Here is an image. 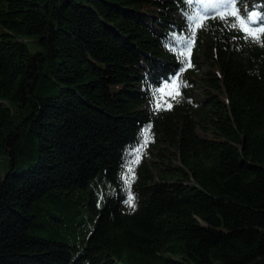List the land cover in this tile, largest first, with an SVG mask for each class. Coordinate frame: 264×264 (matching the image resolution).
I'll return each instance as SVG.
<instances>
[{
	"label": "trees",
	"instance_id": "trees-1",
	"mask_svg": "<svg viewBox=\"0 0 264 264\" xmlns=\"http://www.w3.org/2000/svg\"><path fill=\"white\" fill-rule=\"evenodd\" d=\"M205 2L0 0V264H264V46Z\"/></svg>",
	"mask_w": 264,
	"mask_h": 264
},
{
	"label": "snow or ice",
	"instance_id": "snow-or-ice-1",
	"mask_svg": "<svg viewBox=\"0 0 264 264\" xmlns=\"http://www.w3.org/2000/svg\"><path fill=\"white\" fill-rule=\"evenodd\" d=\"M237 0H206L205 3L202 4V7L206 10L212 9L215 10L216 17L220 19H225L226 16H234L235 21L230 24L232 28H239L241 31L246 33L245 39H251L253 42L261 43V46H264V42L261 41V35H264V13H260L257 11H251L246 13L245 16L241 17L239 10L236 8ZM215 18V17H213ZM186 19L190 23V27L192 28V39L187 42V49L191 50L195 42V33L196 30L200 27L204 26V21L208 19L207 15H188ZM183 54V53H182ZM187 66H191L188 64ZM184 69H181L183 71ZM176 82L173 81V84ZM167 87V85H166ZM179 85H177V88ZM161 105L157 103L156 108L159 110ZM171 107V105H169ZM147 132L145 133V145L147 144ZM139 151V150H138ZM138 158L133 163H138ZM129 175L126 179V183L129 185L131 184V180L134 178L132 172V168L130 167ZM126 203L129 207L134 208V197L129 192L128 199Z\"/></svg>",
	"mask_w": 264,
	"mask_h": 264
},
{
	"label": "rangeland",
	"instance_id": "rangeland-1",
	"mask_svg": "<svg viewBox=\"0 0 264 264\" xmlns=\"http://www.w3.org/2000/svg\"><path fill=\"white\" fill-rule=\"evenodd\" d=\"M242 2H246L248 5H251L252 2H253V0H242ZM240 8H241V9H239V10L242 11V8H243V5H242V4H241V7H240ZM243 10H244V9H243ZM26 42H27L28 47L30 48L31 51H34V50L37 48V46H36V42H35L34 39H27ZM204 68H205V67H203L202 70H204ZM2 166H3V164H2V159H1V156H0V172H1V170H2ZM103 190L106 191V192H110V190L107 189L106 187H105ZM102 197H103V198H104V197L106 198V195L103 194Z\"/></svg>",
	"mask_w": 264,
	"mask_h": 264
}]
</instances>
